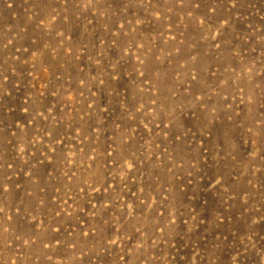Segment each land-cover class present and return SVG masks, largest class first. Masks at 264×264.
<instances>
[{
	"label": "rangeland",
	"instance_id": "374dc122",
	"mask_svg": "<svg viewBox=\"0 0 264 264\" xmlns=\"http://www.w3.org/2000/svg\"><path fill=\"white\" fill-rule=\"evenodd\" d=\"M0 264H264V0H0Z\"/></svg>",
	"mask_w": 264,
	"mask_h": 264
}]
</instances>
